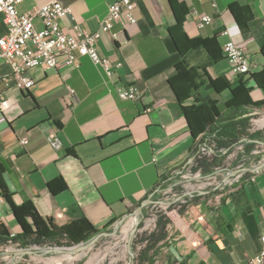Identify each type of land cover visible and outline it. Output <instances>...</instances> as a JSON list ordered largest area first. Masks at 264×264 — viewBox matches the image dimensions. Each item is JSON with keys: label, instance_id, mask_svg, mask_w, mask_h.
Segmentation results:
<instances>
[{"label": "crops", "instance_id": "1", "mask_svg": "<svg viewBox=\"0 0 264 264\" xmlns=\"http://www.w3.org/2000/svg\"><path fill=\"white\" fill-rule=\"evenodd\" d=\"M48 1L22 0L18 9ZM59 1L72 8L86 29L96 31L116 0ZM133 13L137 24H115L118 40L110 33L101 37L100 49L114 65L111 78L82 56L77 67L61 63L30 69L35 84L26 91L0 83V92L15 104L9 118L0 110V184L14 205H32L43 222L53 217L62 224L85 217L95 227L111 226L134 214L145 199L160 200L155 193L159 185L180 188L202 135L193 137L203 122L188 107L197 97L207 95L219 107L232 97L229 89L218 93L207 86L202 68L210 58L214 63L207 72L212 80L225 77L232 90L247 87L249 99L264 102V89L254 77L264 84V0H137ZM204 13L213 20L200 27ZM179 21L189 38H200L207 46L201 43L181 54L171 35ZM70 23L69 18L63 20L65 27ZM35 25L42 27L38 19ZM6 31L0 13V36ZM229 39L249 55L250 73L233 76L223 50ZM183 59L204 76L197 92L189 93L177 69ZM10 72L0 59V74ZM126 83L138 86L139 100L120 98L118 89ZM248 110L250 115L264 112ZM22 138L28 143L23 145ZM208 204L198 202L200 214L189 207L168 226L169 258L186 259L184 264H246L263 244L264 169L244 172L214 206ZM24 226L37 228L32 217H23L21 223L0 195V227L14 236Z\"/></svg>", "mask_w": 264, "mask_h": 264}, {"label": "built area", "instance_id": "2", "mask_svg": "<svg viewBox=\"0 0 264 264\" xmlns=\"http://www.w3.org/2000/svg\"><path fill=\"white\" fill-rule=\"evenodd\" d=\"M21 1L0 0V13L3 14L7 26L6 33L0 36V59L11 68L10 74H0V83H4L6 87L13 84L19 90L26 91L35 84V80L29 74L30 69L38 66L56 68L61 63L69 67H77L79 58L82 56L90 57L94 63L102 67L108 77L113 76L114 65L111 59L102 53L99 43L104 33H110L115 40L119 39V33L113 30L118 21L123 20L128 25L137 24V18L133 13L137 0H116L111 3L108 14L103 18L96 31L86 29L77 21L72 8L59 0H49L26 11L18 9V4ZM65 18H69L71 21L68 27L63 25ZM37 19L42 24L41 28H37L35 25ZM212 20L211 14H201L199 26L204 27ZM224 33L228 34V31L226 30ZM223 50L233 73L248 74L251 72L250 57L237 42L229 39L224 44ZM71 93L73 94L74 90H71ZM118 94L120 98L127 100L141 98L138 86L133 83H126L120 87ZM14 108L13 101L4 92H0V110L5 116L9 118ZM254 114H258V112L251 115ZM253 120L252 117L251 121ZM21 143L27 144L28 139L22 138ZM212 151V144L208 142L199 144L198 153L210 154ZM258 171L260 170L252 172ZM243 173L241 172L239 176ZM173 189V187L163 189L159 185L155 193L162 194V198L160 200L152 198L154 202L145 207L148 209V213L144 214L143 220L148 219L152 225L151 230L156 227L159 214L171 205L163 206L165 195L172 193ZM23 249L26 248L22 247L17 251ZM246 264H264V236L261 249L250 256Z\"/></svg>", "mask_w": 264, "mask_h": 264}, {"label": "trees", "instance_id": "3", "mask_svg": "<svg viewBox=\"0 0 264 264\" xmlns=\"http://www.w3.org/2000/svg\"><path fill=\"white\" fill-rule=\"evenodd\" d=\"M183 11L184 15H186V9H183ZM241 27L244 31L247 30L246 25L243 24ZM171 35L181 54H185L191 48L198 47L201 43L207 46L206 42L200 38L191 39L188 37L183 30V21H179L175 28L171 29ZM213 63L214 60L210 58L207 65L202 68L203 75H207V86L212 87L218 93L229 89L232 92V97L224 100L222 107H219L217 101L207 95L203 96L202 99L197 97L196 103L188 107L195 110L203 122L198 132H194L193 129L194 138H197L201 133L202 135L195 148L194 153L196 154L191 170L192 172L201 171L204 175L211 174L219 167L223 163L226 154L230 153L235 146L242 144L244 152L241 155L250 156L258 145V141H262L264 138L263 131H251V119L253 116L249 114L248 110V107L264 109V102H254L249 99L248 93L250 89L247 87L241 86L232 90L231 83L225 77H223L222 81L212 80L207 72V67ZM177 69L187 84L189 93L197 92L204 85V76L199 75L197 72L198 68L188 67L184 59L177 64ZM254 77L264 89V84L259 81L258 75H254ZM197 79H201L202 82H198ZM182 109L186 111L187 108L182 107ZM205 142L213 145V151L210 154H197L199 144ZM219 193H222V191ZM0 195H3L10 202L15 216L21 223H23V217H32L37 226L36 231L27 229L24 226L23 232L14 236H11L5 228L0 227V246L8 244L10 241L19 243L22 246L42 244L55 235L66 236L74 243L79 242L81 239L88 241L110 225L98 228L85 217L62 224L54 220L53 217L48 218L47 222H43L32 205H14L10 196L4 192L1 184ZM196 199L197 197L190 198L187 200L189 203L180 201L172 203L159 214L156 227L141 236V241L145 243V247L141 250L138 257L140 264L155 263V256L158 253L157 249L164 244L169 235L168 226L176 224L188 209V205ZM210 241L212 240L210 239ZM176 260L179 261L178 258ZM176 260L169 258L167 264H176ZM185 262L186 259H182L178 264H184Z\"/></svg>", "mask_w": 264, "mask_h": 264}, {"label": "rangeland", "instance_id": "4", "mask_svg": "<svg viewBox=\"0 0 264 264\" xmlns=\"http://www.w3.org/2000/svg\"><path fill=\"white\" fill-rule=\"evenodd\" d=\"M233 76L237 77L238 75L233 73ZM263 115L264 112L253 115L252 131L261 130L264 132ZM262 141L263 143H258L250 156L241 155L244 152L243 145L235 146L230 153L226 154L223 163L211 174L204 175L201 171L192 172V166H189L185 177L182 178V185L180 188L174 187L172 193L165 195L163 206L180 200L189 203L187 200L193 197H197V199L192 201L188 208H194V215L200 214L196 206L200 201H208V206H214L217 197L220 196L219 192L229 187L239 176L240 172L236 174L235 171L264 162V138ZM145 210L148 213V209L145 208ZM189 212V210L188 213L186 212V216L191 219L193 216H190ZM133 217H135L134 214L129 215L118 227L115 224L109 226L103 231L106 233H99L94 242H91V239L88 241L81 239L74 243L66 236L55 235L42 244L22 246L16 243H8L2 245L0 246V264H140L138 257L145 247V243L141 241V236L150 232L152 225L145 218L132 226L130 224ZM134 228L136 231L132 233ZM171 231L173 232L174 229ZM81 245L86 247L79 252L71 250L73 247ZM168 245L169 242L166 241L157 249L158 253L155 256L154 264L167 263L170 253ZM22 247L29 249L30 252L25 255L14 253ZM59 248L62 249L59 250Z\"/></svg>", "mask_w": 264, "mask_h": 264}, {"label": "water", "instance_id": "5", "mask_svg": "<svg viewBox=\"0 0 264 264\" xmlns=\"http://www.w3.org/2000/svg\"><path fill=\"white\" fill-rule=\"evenodd\" d=\"M258 143H263V141H258ZM264 168V162L258 164L256 167H245V168H242V169H239L237 171H235L236 174H238L239 172H246V171H255V170H261ZM152 202H154V200L152 198H147L145 199L137 208V210L134 212V215L136 216L137 218V222H141V220L143 219V216H144V208L151 204ZM126 217L122 218L121 220L117 221L115 226L118 227L122 221L125 219ZM136 231V228L133 229L132 233H134ZM103 233H106V232H103ZM102 233V234H103ZM99 236L96 235L94 236L93 238H91V242H94L97 237ZM86 246L85 245H81V246H76V247H73L71 250L74 251V252H79L81 251L82 249H84ZM62 248H59V250H61ZM30 250L29 249H23V250H19L17 252H14L15 254H19V255H25L27 253H29Z\"/></svg>", "mask_w": 264, "mask_h": 264}, {"label": "bare ground", "instance_id": "6", "mask_svg": "<svg viewBox=\"0 0 264 264\" xmlns=\"http://www.w3.org/2000/svg\"><path fill=\"white\" fill-rule=\"evenodd\" d=\"M130 222H131V220H130ZM136 222H137V218H136V216L135 217H133V219H132V222H131V224L130 225H132V226H134L135 224H136ZM126 225V224H125ZM128 228V227H127ZM129 230V229H128ZM126 234V233H125ZM71 252V251H70ZM93 259V258H92Z\"/></svg>", "mask_w": 264, "mask_h": 264}]
</instances>
